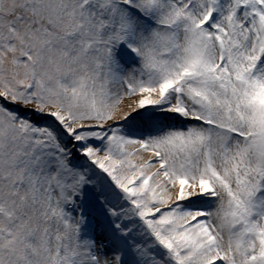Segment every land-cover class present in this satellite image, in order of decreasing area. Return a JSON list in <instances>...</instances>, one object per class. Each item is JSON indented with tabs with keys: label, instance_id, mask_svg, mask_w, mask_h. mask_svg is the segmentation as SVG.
Returning <instances> with one entry per match:
<instances>
[{
	"label": "snow or ice",
	"instance_id": "1",
	"mask_svg": "<svg viewBox=\"0 0 264 264\" xmlns=\"http://www.w3.org/2000/svg\"><path fill=\"white\" fill-rule=\"evenodd\" d=\"M0 264H264V0H0Z\"/></svg>",
	"mask_w": 264,
	"mask_h": 264
}]
</instances>
